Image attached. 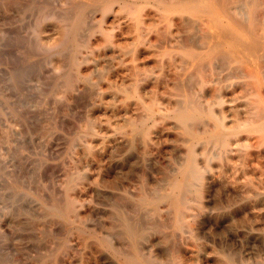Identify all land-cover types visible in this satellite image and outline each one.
I'll return each mask as SVG.
<instances>
[{
  "label": "rangeland",
  "instance_id": "374dc122",
  "mask_svg": "<svg viewBox=\"0 0 264 264\" xmlns=\"http://www.w3.org/2000/svg\"><path fill=\"white\" fill-rule=\"evenodd\" d=\"M82 1L0 0V264H264V126L254 130L252 124H244L264 108V57L244 53V67L218 59L195 66V53L206 52L216 39L214 18L236 29L220 3H205L196 16L179 0H84L81 5ZM247 1L231 4L239 7ZM259 1V11H264V0ZM187 35L188 41L179 39ZM138 70L142 71L137 74ZM189 97L202 106L190 107L197 117L190 123L194 136L172 115ZM153 105L165 113L149 116ZM210 109L225 116L226 128L238 134L232 137L233 151L225 152L210 136L217 134ZM134 124L142 126L140 133L132 130ZM180 134L187 140L177 138ZM189 148L203 174L186 194L187 206L179 207L163 196H179L180 190L170 188L169 181L178 175ZM135 214L143 217L141 221ZM129 225L136 233L127 229Z\"/></svg>",
  "mask_w": 264,
  "mask_h": 264
},
{
  "label": "bare ground",
  "instance_id": "6f19581e",
  "mask_svg": "<svg viewBox=\"0 0 264 264\" xmlns=\"http://www.w3.org/2000/svg\"><path fill=\"white\" fill-rule=\"evenodd\" d=\"M77 1V0H76ZM158 1V0H157ZM171 1V0H170ZM174 1V0H173ZM179 1H181V4H183V7L184 8H187L188 10L189 9H192V12H194V15H196V16H200V11L201 10H205V9H203L204 8V6L203 5H205V3H206V5L207 4H216V3H220V4H222V6H223V8H225V12H226V14L229 16V18H230V20H231V22H232V24H234L236 27V29H233V28H231V26H224V24L223 23H221L220 22V20H218V19H216V18H214L212 21H211V23H213L214 25H216V27L218 28V30H217V28L214 26L213 28L215 29V30H217V33H216V36H214V37H216V39H212L214 42H211L210 43V45H209V47H208V50L206 51V52H204V53H202V54H196L195 52V55H196V57H194V59L196 60V61H194V62H196V65L195 66H197V63L199 62V63H204L205 62V64L207 63V62H209V63H216V62H214L215 61V59H218V61H221L224 65H225V61H229V63H232V61L233 62H235V63H237L236 65L237 66H242V64H243V67H244V63H245V61H244V53L246 54V56H248V55H252V56H254V57H256V58H258V59H260V58H262V57H264V53L262 52V53H260L261 52V48H264V19H262L261 17H260V15H259V12L261 13L262 11H259L260 10V1L259 0H248L247 2H244V4H241L240 3V6L238 7V6H235V7H233L232 6V2H239V1H241L242 2V0H179ZM84 0L82 1V4L81 5H83L84 3ZM130 2V1H129ZM152 2V1H151ZM29 3V2H28ZM78 3V2H77ZM80 3H81V1H80ZM111 3V2H110ZM150 3V2H149ZM154 3V2H153ZM161 3V2H160ZM37 4V3H36ZM35 4V5H36ZM38 4H39V2H38ZM112 4V3H111ZM117 4V3H116ZM121 4V3H120ZM119 4V5H120ZM159 4V3H158ZM99 5V4H98ZM102 5V4H101ZM128 5V4H127ZM237 5V4H236ZM97 6V5H96ZM105 6H106V4H105ZM116 6V5H115ZM129 6H130V3H129ZM132 6H134V5H132ZM136 6V5H135ZM147 6V5H146ZM107 7H108V5H107ZM110 7H112V6H110ZM122 7V6H121ZM88 8H89V6H88ZM96 8V7H95ZM98 9H99V7H97ZM123 8H124V6H123ZM132 8V7H131ZM145 8V7H144ZM143 8V9H144ZM234 8V9H233ZM108 9V8H107ZM112 9V8H111ZM122 9V8H121ZM125 9V8H124ZM124 9H123V11H124ZM127 9V8H126ZM133 9V8H132ZM131 9V10H132ZM155 9H157V8H155ZM233 9V10H232ZM86 10V9H85ZM90 10H92V8L90 9ZM134 10V9H133ZM107 11H110L109 9L107 10ZM126 11H128V10H126ZM142 11V10H141ZM69 12V11H68ZM92 12V11H91ZM98 12V11H97ZM264 12V11H263ZM141 13V12H140ZM149 13V12H148ZM162 13V12H161ZM86 14H88V11H87V13ZM92 14V13H91ZM84 15H85V13H84ZM90 15V14H89ZM132 15V14H131ZM183 15V14H182ZM92 16V15H91ZM91 16H89V17H91ZM143 16V15H142ZM57 17V16H56ZM70 17V16H69ZM83 17V16H82ZM94 17V16H93ZM141 17V16H140ZM171 17H172V15H171ZM71 18V17H70ZM70 18L68 19V21L70 22ZM141 18H143V17H141ZM140 18V20H142ZM162 18V17H161ZM173 18V17H172ZM176 18V17H175ZM124 19V18H123ZM122 19V20H123ZM154 19H155V17H154ZM156 19H157V17H156ZM171 19V18H170ZM186 19V18H185ZM189 20H191L190 18H188ZM83 20V19H82ZM85 20H88V19H85ZM89 20H92V19H89ZM88 20V21H89ZM133 20H135V19H133ZM187 20V19H186ZM189 20H188V22H189ZM203 20H204V18H203ZM206 20V19H205ZM102 21V20H101ZM159 21V20H158ZM202 21V20H201ZM67 22V21H66ZM124 22V21H123ZM134 22V21H133ZM143 22V21H142ZM155 22H157V21H155ZM187 22V21H186ZM68 23V22H67ZM85 23V22H84ZM183 23H184V21H183ZM82 24V23H81ZM87 24V23H86ZM98 24V23H97ZM165 24V23H164ZM180 24H182V23H180ZM65 25V24H64ZM96 25V24H95ZM134 25V24H133ZM152 25V24H151ZM204 25V24H203ZM93 26V25H92ZM160 26H163V25H160ZM183 26V25H182ZM194 26H196L195 24H194ZM211 26H213V25H211ZM81 27V26H80ZM79 27V28H80ZM89 28V27H91V25L90 26H88V25H86L85 26V28ZM142 27H144V26H142ZM147 26H145V28H146ZM151 27V26H150ZM166 27V26H165ZM164 27V28H165ZM200 27V26H199ZM120 28V27H119ZM135 28V27H134ZM140 28H141V25H140ZM161 28V27H160ZM182 28V27H181ZM183 28H185L184 26H183ZM193 28H195V27H193ZM113 29V28H112ZM150 29V28H149ZM155 29V28H154ZM199 29V28H198ZM198 29H196V30H198ZM212 29V28H211ZM79 30V29H78ZM115 30V29H114ZM114 30H113V32H114ZM145 30H147V29H145ZM165 30V29H164ZM183 30V29H182ZM181 30V31H182ZM195 29H194V33H195V31H196ZM214 30V31H215ZM237 30H240V31H237ZM67 31H68V29H67ZM87 32V29L85 30L84 29V32ZM92 31V30H91ZM95 31H97V30H95ZM104 31V30H103ZM135 31V30H134ZM133 31V32H134ZM153 31H155V30H153ZM162 31V30H161ZM80 32H81V30H80ZM101 32V31H100ZM111 32V31H110ZM126 32V31H125ZM149 33V30L148 31H146V32H144V34H146V33ZM170 32V31H169ZM183 32V31H182ZM181 32V35L183 34ZM185 32V31H184ZM197 32V31H196ZM67 33V32H66ZM77 34L79 33V32H76ZM108 33V32H107ZM106 33V34H107ZM157 33V32H156ZM166 33V32H165ZM198 33H200V34H202L201 32H198ZM79 34H82V36H83V33H79ZM111 34V33H110ZM140 34V33H139ZM141 34H142V31H141ZM140 34V35H141ZM158 35H159V33H157ZM161 34H163L162 36H165L164 35V31H163V33H161ZM160 34V35H161ZM190 34V33H189ZM196 34V33H195ZM194 34V35H195ZM200 34L199 35H197L196 37H198V39L197 40H199V36H200ZM147 35V34H146ZM168 35V34H167ZM165 36L166 38L168 37V36ZM180 35V34H179ZM184 35V34H183ZM192 35V37H193V34H190V36ZM212 35V34H211ZM214 35H215V33H214ZM79 36V35H78ZM81 36V35H80ZM81 36V37H82ZM86 36H89V35H87V33H86ZM114 36V35H113ZM134 36V35H133ZM137 36V35H136ZM145 35H143L141 38L143 39V37H144ZM175 37H176V34L174 35ZM209 37L210 36V33H209V35H204V37ZM85 37V36H84ZM107 37H109V36H107ZM147 37H148V35H147ZM146 37V38H147ZM177 37H178V35H177ZM185 37H187L186 39H184V37L183 38H179V39H182V41L183 40H187L188 41V38H189V36L187 35V36H185ZM192 37H190V38H192ZM206 37H205V39H206ZM67 38V37H66ZM110 39H111V36L109 37ZM114 38V37H113ZM127 38V37H126ZM154 38V37H153ZM164 38V37H163ZM170 38V37H169ZM172 38V37H171ZM193 38H195V37H193ZM211 38V37H210ZM82 39V38H81ZM80 39V40H81ZM85 39V38H84ZM148 39V38H147ZM201 39H203L204 40V38L202 37ZM79 40V39H78ZM113 40V39H112ZM120 40V39H119ZM136 40V39H135ZM158 40H159V38H158ZM163 40V39H162ZM192 41H193V39H191ZM190 40V41H191ZM197 40L195 41V39H194V41L195 42H197ZM33 41V40H32ZM87 41V40H86ZM121 41V40H120ZM122 41H124V40H122ZM139 41H141V40H139ZM160 41H161V37H160ZM167 42H168V39L166 40ZM191 41V42H192ZM207 41V40H206ZM206 41L204 40V44H207L206 43ZM88 42L89 41H87V45H88ZM158 42V41H157ZM163 42V41H162ZM208 42V41H207ZM70 43V42H69ZM104 43H108L107 42V40H106V42H104ZM134 43V42H133ZM144 43H146V42H144ZM156 43V42H155ZM184 42H182L181 44H183ZM199 43V42H198ZM72 44V43H71ZM112 44V43H111ZM161 44V43H160ZM160 44H158L157 46H161ZM163 44V43H162ZM165 44H167L166 42H165ZM170 44V43H169ZM168 44V45H169ZM176 44V43H175ZM178 44V43H177ZM202 44V43H201ZM204 44H203V46H204ZM61 45V44H60ZM104 45V44H103ZM113 45H115V44H113ZM180 44H178V45H176V46H179ZM184 45H185V43H184ZM199 45H200V43H199ZM111 46V45H110ZM151 47L153 46V43L150 45ZM149 46V47H150ZM164 46V45H163ZM175 46V45H174ZM181 46V45H180ZM105 47V46H104ZM127 47V46H126ZM125 47V48H126ZM201 47V46H200ZM82 48H86V46H85V44H84V47H82ZM122 48V47H121ZM124 48V47H123ZM69 49V48H68ZM67 48H66V53H67V50H68ZM71 49V48H70ZM79 49V48H78ZM261 49V50H260ZM27 50V49H26ZM80 50V49H79ZM260 50V51H259ZM126 50H123L122 52H125ZM264 51V50H263ZM27 52V51H26ZM59 52V51H58ZM63 52V51H62ZM115 52V51H114ZM135 52V51H134ZM191 52V50H189V52H188V54ZM193 52V51H192ZM77 53V52H76ZM79 53V52H78ZM92 53V52H91ZM187 53V52H186ZM194 53H190V55L192 54V56H194ZM125 54V53H124ZM130 54V53H129ZM160 54H161V50H160ZM160 54L158 53V54H156V56L157 55H159L160 56ZM166 55V54H165ZM167 55H168V53H167ZM175 56L176 54H172V56ZM181 55V54H180ZM186 55V54H185ZM68 56V55H67ZM76 56V55H75ZM84 56V55H83ZM89 56V55H88ZM158 56V58H160ZM169 56V55H168ZM181 56H183V55H181ZM192 56H189L188 58H192ZM123 57H125V56H123ZM165 57H167V56H165ZM70 58V57H69ZM84 58V57H83ZM135 58V57H134ZM173 58V57H172ZM176 58V57H175ZM183 58V57H182ZM177 59V58H176ZM221 59V60H220ZM222 59H225L224 61L222 60ZM82 60H86L85 58L84 59H82ZM182 60V59H181ZM190 60L191 59H189V62H190ZM159 62H160V60H158ZM173 62H174V59L172 60ZM171 61V62H172ZM184 61V60H183ZM182 61V62H183ZM186 61H187V59H186ZM207 61V62H206ZM80 62H82V61H80ZM167 62V61H166ZM262 64H264V61H262L261 62ZM84 64V63H83ZM174 64V63H173ZM186 64V63H185ZM184 64V65H185ZM188 65H187V67L190 65V63H187ZM205 64L203 65V69L205 68ZM260 64V63H259ZM64 65V64H63ZM66 65V64H65ZM64 65V66H65ZM174 65H176V64H174ZM207 65V64H206ZM218 66L220 65V63H218L217 64ZM217 65H216V67H217ZM74 66V65H73ZM72 66V67H73ZM177 66H178V64H177ZM181 66H182V68L181 69H183V64H181ZM223 66V65H222ZM233 66H235V65H233ZM261 66V65H260ZM190 67H193V66H190ZM220 67V66H219ZM79 68V67H78ZM172 69L174 68V67H171ZM227 68V67H226ZM237 68V67H236ZM242 68V67H241ZM176 69H178L177 67H176ZM180 69V70H181ZM194 69H196L195 67H194ZM206 69H207V67H206ZM219 70V68L217 69L216 68V71H218ZM221 70V69H220ZM219 70V71H220ZM248 70V69H247ZM139 71L140 70H138V73L137 74H139ZM142 71V70H141ZM140 71V72H141ZM176 71L177 70H175V73H176ZM183 73H184V70H181ZM180 71V72H181ZM191 71H192V69H191ZM204 71H206V70H204ZM230 71V70H229ZM235 71V70H234ZM234 71H233V74L234 75H236L235 73H234ZM193 72V71H192ZM207 72H209V70L207 71ZM215 72V71H214ZM236 72V71H235ZM178 73V72H177ZM226 73V72H225ZM229 73V72H228ZM231 73V72H230ZM229 73V74H230ZM237 73H238V71H237ZM245 73V72H244ZM72 74H73V72H72ZM71 74V77L73 76ZM76 74V73H75ZM201 74H202V72H201ZM232 74V73H231ZM232 74V76H234ZM245 74H247V73H245ZM176 75V74H175ZM187 75V74H186ZM185 75V76H186ZM242 75V74H241ZM240 75V76H241ZM264 75V74H263ZM90 76V75H89ZM135 76V75H134ZM138 76V75H137ZM177 76V75H176ZM202 76H205V74H203ZM210 76V75H209ZM215 77H218V76H216V75H214ZM143 77V76H142ZM177 77H179V76H177ZM176 77V78H177ZM187 77H188V75H187ZM186 77V78H187ZM194 78H196V77H194ZM209 78V77H208ZM214 78V77H213ZM219 78V77H218ZM72 79V78H71ZM175 79V78H174ZM178 79H180V78H178ZM183 79V78H182ZM211 79V78H210ZM219 79H222V77L221 78H219ZM218 79V81H220ZM61 80V79H60ZM183 80H185V77H184V79ZM134 81V80H133ZM189 80L187 79V80H185V82H187V83H189L188 82ZM213 81H216V78H215V80H213ZM217 81V82H218ZM175 82V81H174ZM184 81H183V83H185ZM191 82V81H190ZM194 82V81H193ZM240 82V81H239ZM140 83V82H139ZM142 83V82H141ZM212 83V82H211ZM237 83H238V81H237ZM249 83V82H248ZM179 84V83H178ZM216 84V83H215ZM221 84V83H220ZM230 84V83H229ZM234 84V83H233ZM241 84H243V83H241ZM197 85V84H196ZM211 85V84H210ZM60 86H61V84H60ZM93 86V85H92ZM131 86H132V84H131ZM130 86V87H131ZM204 86V85H203ZM227 86V85H226ZM236 86V85H235ZM244 86V85H243ZM242 86V87H243ZM252 86H253V84H252ZM126 87V86H125ZM128 87V86H127ZM135 87H137L136 85H135ZM205 87H206V85H205ZM215 87V86H214ZM233 87V86H232ZM174 88V87H173ZM189 88H191V90L193 89V87H189ZM231 88V87H230ZM237 88H239V87H237ZM250 88H251V86H250ZM86 89H88V88H86ZM121 89H123V88H121ZM125 89V88H124ZM137 89V88H136ZM176 89H178L179 90V88L177 87ZM187 89H188V87H187ZM186 87H185V92H186ZM201 89V88H200ZM203 89V88H202ZM216 89V88H215ZM222 89V88H221ZM234 89V88H233ZM236 89V88H235ZM246 89V88H245ZM247 89H249V88H247ZM246 89V90H247ZM129 90H131V89H129ZM190 90V89H189ZM236 90H238V89H236ZM245 90V91H246ZM137 91V90H136ZM143 91V90H142ZM180 91V90H179ZM188 91V90H187ZM197 91V90H196ZM198 91H199V89H198ZM227 91H230V90H227ZM233 91V90H232ZM244 91V92H245ZM249 91V90H248ZM255 91V90H254ZM81 92V91H80ZM149 92V91H148ZM172 92V91H171ZM181 92H183V91H181ZM181 92H178L177 93V91H176V93L177 94H179V93H181ZM192 92V91H191ZM221 92V91H220ZM219 92V93H220ZM234 92V91H233ZM263 92V91H262ZM83 93L85 94V92L83 91ZM144 93V92H143ZM174 93V92H173ZM175 93V94H176ZM228 93V92H227ZM226 93V94H227ZM264 93V92H263ZM9 94V93H8ZM11 94V93H10ZM82 94V93H81ZM166 94V93H165ZM170 94V93H169ZM184 94V93H183ZM185 94H188V93H185ZM185 94H184V96H185ZM198 94V93H197ZM214 94H215V92H214ZM245 93H243L242 95H244ZM78 95H80V94H78ZM91 95H92V93H91ZM164 95V94H163ZM195 95V94H194ZM218 95H220V94H218ZM135 96H136V94H135ZM200 96V95H199ZM211 96V95H210ZM80 97V96H79ZM84 97V96H83ZM171 97V96H170ZM186 97H188V96H186ZM201 97V96H200ZM213 97H214V95H213ZM241 97H243V96H241ZM82 98V97H81ZM88 98V97H87ZM126 98V97H125ZM154 98V97H153ZM161 98V97H160ZM209 98V97H208ZM212 98V97H211ZM253 98V97H252ZM59 99V98H58ZM74 99V98H73ZM131 99V98H130ZM147 99V98H146ZM172 99V98H171ZM210 99V98H209ZM248 99V98H247ZM75 100V99H74ZM73 100V101H74ZM151 100H153V99H151ZM221 100V99H220ZM237 100V99H236ZM240 100V99H239ZM83 101V100H82ZM179 101H180V99H179ZM178 101V102H179ZM185 101H187V98H186V100ZM222 101H223V99H222ZM58 102V101H57ZM177 102V103H178ZM215 102V101H214ZM221 102V101H220ZM27 103V102H26ZM84 103V102H83ZM86 103H88V102H86ZM85 103V105H87ZM144 103V102H143ZM151 103H153V102H151ZM151 103H149V104H151ZM173 103V102H172ZM181 103V102H180ZM200 103H202L201 102V99H200ZM211 103V102H210ZM238 103V102H237ZM252 102H250L249 101V104H251ZM90 104V103H89ZM140 104V103H139ZM203 104V103H202ZM206 104V103H205ZM204 104V105H205ZM222 104H224V103H222ZM252 104H254V103H252ZM1 105H2V103H1ZM82 105V104H81ZM85 105H84V107H85ZM155 105V104H154ZM151 106L150 108H149V116H151V117H155V115H157V113H159V115H163L164 113H165V111L164 112H161L160 111V108H158V105L157 106ZM192 105H197L199 108H201L202 106H201V104L199 105V103H198V101H196L195 99H192V100H190V97H189V100L187 101V102H185V104H182V105H178L177 107H175L174 108V112H173V116L177 119V121H179L184 127H185V129H186V131L187 132H189V133H191V135H195V133L192 131V129H191V127H193L192 126V124H191V126H190V123H191V121H194L195 122V119L197 118L196 116H195V114H194V112L192 111V109L190 108ZM203 105V106H204ZM212 105H214V104H212ZM140 107H141V104L139 105ZM216 106V105H215ZM240 106H242V105H240ZM252 106V105H251ZM250 105H249V107L248 108H250L251 107ZM254 106V105H253ZM143 107V106H142ZM208 107V106H207ZM229 107V106H228ZM144 108V107H143ZM148 108V107H147ZM209 108V107H208ZM212 108H214V106H212ZM219 108V107H218ZM226 108V107H225ZM252 108V107H251ZM141 110V109H140ZM205 111H207V108L206 109H204ZM250 110V109H249ZM255 110V109H254ZM218 111V110H217ZM80 112V111H79ZM139 112V111H138ZM142 111H140V113H141ZM145 112V111H144ZM208 112H210V114L211 115H213L215 118H216V120H217V128H216V132H217V134H212V135H210V136H212V137H214V140H215V142H216V144L222 149V150H225V152H231V151H233V148H232V137H233V135H234V133H235V131L234 130H228L227 128H226V123H225V116L224 117H222V115H221V117L220 116H218L213 110H209ZM220 112V111H219ZM221 113V112H220ZM235 113H237V112H235ZM250 113H252V112H250ZM145 114V113H144ZM143 114V115H144ZM253 114V113H252ZM142 115V114H141ZM146 115V114H145ZM237 115V114H236ZM50 116V115H49ZM148 116V117H149ZM33 117V116H32ZM137 117V116H136ZM148 117H143V118H147L148 119ZM126 118V117H125ZM249 118V117H248ZM41 119V118H40ZM61 119V118H60ZM140 119V118H139ZM142 119V118H141ZM163 119V118H162ZM169 119V118H168ZM171 119H173V118H171ZM206 119V121H207V118H205ZM205 119H204V121H205ZM59 120V119H58ZM66 120V119H65ZM124 120V119H123ZM129 120H131L130 118H129ZM129 120H127V121H129ZM134 121H137V119L135 120V119H133ZM165 120H167L166 118H165ZM38 121H39V119H38ZM37 121V122H38ZM132 121V120H131ZM163 121V120H162ZM168 121V120H167ZM50 122V121H49ZM60 122V121H59ZM133 122V121H132ZM131 122V123H132ZM140 122V121H139ZM146 122H147V120H146ZM153 122H155V121H153ZM198 122V121H197ZM237 122V121H236ZM239 123H241V121H238ZM253 122V123H252ZM50 123H52V122H50ZM68 122H66V124H67ZM90 123H92L91 121H90ZM110 123V122H109ZM126 123H128V122H126ZM130 123V122H129ZM136 123H138V122H136ZM151 123H152V121H151ZM150 123V124H151ZM157 123H159V122H156V124ZM243 123V122H242ZM202 124V123H201ZM203 124H205V123H203ZM214 124V123H213ZM246 126H248L249 124H252L253 125V128H255L254 130H258V129H262L263 128V126H264V108H262V107H260V109H259V111H256V113H255V115H254V117L253 118H250V119H248L247 121H246V123H244ZM244 124L243 125H241V126H244ZM50 125H52V124H50ZM110 125V124H109ZM143 125V124H142ZM193 125H195V123L193 124ZM212 125V124H211ZM35 126V125H34ZM59 126V125H58ZM118 127V126H117ZM155 127V126H154ZM175 127V125L172 127V128H174ZM179 127V126H178ZM234 127V126H233ZM36 128V127H35ZM91 128V127H90ZM119 128V127H118ZM121 128V127H120ZM149 128H150V126H149ZM198 128V127H197ZM215 128V127H214ZM213 128V129H214ZM129 129V128H128ZM127 129V130H128ZM142 129V126L141 125H138V124H134L133 126H132V130L133 131H135V132H137L138 130H139V132L138 133H140V130ZM170 129V128H169ZM231 129V128H230ZM166 130V129H165ZM205 130V129H204ZM34 131V130H33ZM46 131V130H45ZM83 131V130H82ZM85 131V130H84ZM83 131V132H84ZM147 131V130H146ZM161 131V130H160ZM121 132V131H120ZM124 132V131H123ZM167 132V131H166ZM179 132V131H178ZM177 132V133H178ZM197 132V131H196ZM215 132V133H216ZM40 133V132H39ZM43 133V132H42ZM50 133V132H49ZM90 133V132H89ZM134 133V132H133ZM157 133H159V132H157ZM156 133V134H157ZM161 133V132H160ZM163 133V132H162ZM180 133V132H179ZM178 133V134H179ZM200 133V132H199ZM80 134H82V133H80ZM113 134V133H112ZM143 134V133H142ZM166 134V133H165ZM169 134V133H168ZM172 134H173V132H172ZM176 133H174V135H175ZM51 135V134H50ZM89 135V134H88ZM100 135V134H99ZM115 135V134H114ZM147 135V134H146ZM163 135V134H162ZM161 134H160V136H162ZM170 135V134H169ZM238 135V134H237ZM236 135V136H237ZM257 135V134H256ZM84 137H85V134L83 135ZM92 136V135H91ZM95 136V135H94ZM110 136V135H109ZM124 136V135H123ZM139 136V135H138ZM148 136V135H147ZM159 136V137H160ZM180 137H177V138H184V136L183 137H181V134L179 135ZM235 136V135H234ZM235 136V137H236ZM81 137V136H80ZM86 137H87V135H86ZM104 137V136H103ZM125 137H127V136H125ZM130 137V136H129ZM153 137H155V136H153ZM170 137V136H169ZM244 137V136H243ZM243 137H242V139H243ZM123 138V137H122ZM142 138V137H141ZM172 138V137H171ZM186 138V137H185ZM184 138V139H185ZM125 139H127V138H125ZM183 139V142L184 141H186L187 139H185L184 140ZM209 139H211V137L209 138ZM74 140H76V139H74ZM92 140V139H91ZM142 140V139H141ZM150 139H149V137H148V140L147 141H149ZM177 140V139H176ZM241 140V139H240ZM93 141V140H92ZM242 141V140H241ZM75 142V141H74ZM127 142H129V140H127ZM132 142V141H131ZM136 142V141H135ZM138 142H139V140H138ZM138 142H136L137 143V145H138ZM201 142V141H200ZM200 142H198V143H200ZM140 143V142H139ZM174 143V142H173ZM181 143V142H180ZM202 143V142H201ZM235 143V142H234ZM19 144V143H18ZM22 144V143H21ZM20 144V145H21ZM88 144V143H87ZM126 144V143H125ZM132 144V143H131ZM140 144H142V143H140ZM151 144H153V143H151ZM172 144V143H171ZM204 144V143H203ZM135 145V144H134ZM148 145V144H147ZM154 145V144H153ZM170 145V144H169ZM182 145V144H181ZM186 145H187V143H186ZM247 145V144H246ZM251 145V144H250ZM260 145V144H259ZM86 146V145H85ZM89 146V145H88ZM88 146L86 147V148H88ZM143 146V145H142ZM175 146H177V144H175ZM178 146H180V144H178ZM185 146V145H184ZM239 146V145H238ZM242 146V145H241ZM26 147V146H25ZM28 147V146H27ZM127 147V146H126ZM148 147V146H147ZM171 147V146H170ZM197 147V146H196ZM209 147V146H208ZM90 148H92V147H90ZM130 148H132V146L130 147ZM137 148H138V146H137ZM142 148V147H141ZM153 148H154V146H153ZM180 148V147H179ZM182 148H185V147H182ZM205 148V147H204ZM240 148V147H239ZM253 148V147H252ZM262 148V147H261ZM19 149H21V148H19ZM89 149V148H88ZM134 149L135 148H133V150L132 151H134ZM140 149V148H139ZM174 149V148H173ZM181 149V148H180ZM186 149V148H185ZM184 149V150H185ZM242 149V148H241ZM241 149H240V151H241ZM259 149V148H258ZM149 150V149H148ZM147 150V151H148ZM153 150V149H152ZM151 150V151H152ZM260 150V149H259ZM262 150V149H261ZM89 151H90V149H89ZM189 152L187 153V158H186V160L184 161V163L181 165L182 167L180 168V169H177L178 167H176V169H177V171H178V175L176 174L175 176H173L171 179H170V181H169V187L170 188H176V189H179L180 190V193H179V196H175V195H170V194H167V195H165V196H163L165 199H167V200H170L171 201V203H173V204H175V205H178L179 207L180 206H187L186 204H187V201H188V199H187V197H186V194L187 193H189L191 190H192V188H193V186H194V182H195V180H197V179H199V178H201L202 177V174H203V172H202V169H201V167L199 166V164H198V162H197V157H196V153H195V151L193 150V149H191V148H189V150H188ZM244 151V150H243ZM263 151H264V149H263ZM262 151V152H263ZM130 151H128V153H125V154H130L129 153ZM137 152V151H136ZM138 152H140L139 150H138ZM142 152V151H141ZM146 152V151H145ZM171 152V151H170ZM170 152H169V154H170ZM181 152H183L182 151V149H181ZM214 152V151H213ZM260 152V151H259ZM261 152V153H262ZM147 153V152H146ZM160 153V152H159ZM205 153V152H204ZM244 153V152H243ZM149 154V153H148ZM186 154V153H185ZM184 154V155H185ZM223 154V153H222ZM240 154H242L241 152H240ZM253 154V153H252ZM139 155H140V153H139ZM138 155V157H140ZM152 154H150V156H151ZM175 154H173V156H174ZM180 155H182V154H180ZM261 155V154H260ZM23 156V155H22ZM175 156H177V155H175ZM174 156V157H175ZM179 156V155H178ZM183 156V155H182ZM204 156V155H203ZM213 156V155H212ZM262 156H264L263 154H262ZM147 157V159H148V156H146ZM146 157H145V159H146ZM211 157V156H210ZM225 157V156H224ZM151 158H154L153 157V155L151 156ZM169 158V157H168ZM173 158V157H172ZM172 158H171V161H172ZM177 158V157H176ZM206 158V157H205ZM263 158V157H262ZM131 159H133L132 158V156H131ZM139 159V158H138ZM175 159V158H174ZM179 159V158H178ZM180 159H181V157H180ZM247 159V158H246ZM255 159V158H254ZM125 160V159H124ZM141 160V159H140ZM154 159H152V161H153ZM182 160H183V158H182ZM243 160H244V158H243ZM25 161V160H24ZM129 161V160H128ZM151 161V160H150ZM151 161V162H152ZM171 161H170V163H171ZM227 161V160H226ZM39 162V161H38ZM137 162H139V161H137ZM141 162V161H140ZM148 162V161H147ZM146 162V163H147ZM210 162V161H209ZM208 162V163H209ZM225 162V161H224ZM223 162V163H224ZM258 162V161H257ZM39 163H41V162H39ZM43 163V162H42ZM65 163H66V161H65ZM130 163V162H129ZM140 164V163H139ZM153 164V163H152ZM166 164H168V163H166ZM165 164V165H166ZM243 164V163H242ZM263 164V163H262ZM38 165V164H37ZM150 165V164H149ZM224 165V164H223ZM222 165V166H223ZM23 166V165H22ZM240 166V165H239ZM167 167V166H166ZM173 167V166H172ZM207 167V166H206ZM210 167V166H209ZM146 168V167H145ZM144 168V169H145ZM162 168V167H161ZM230 168V167H229ZM241 167H239V169H240ZM258 168H260L259 166H258ZM144 169H142V170H144ZM148 169V168H147ZM151 169V168H150ZM150 169H149V171H150ZM155 169V168H154ZM164 169V168H163ZM213 169V168H212ZM165 170V169H164ZM166 170H167V168H166ZM172 170V169H171ZM170 170V171H171ZM204 170V169H203ZM208 170V169H207ZM228 170V169H227ZM230 170V169H229ZM17 171V170H16ZM144 171H146V170H144ZM211 171V170H210ZM141 172H143V171H141ZM140 172V173H141ZM165 172V171H164ZM172 172H173V170H172ZM205 172V171H204ZM146 173V172H145ZM162 173H163V170H162ZM167 173V172H166ZM54 174V173H53ZM7 175H9V174H7ZM77 175V174H76ZM78 175H80V172H79V174ZM142 175H144V173L142 174ZM33 176H37V175H33ZM131 176V175H130ZM162 176H164V175H162ZM231 176V175H230ZM145 177V176H144ZM143 177V178H144ZM14 178V177H13ZM17 178V177H16ZM79 178V177H78ZM77 178V179H78ZM135 178V177H134ZM133 178V179H134ZM19 179V178H18ZM71 179V178H70ZM136 179V178H135ZM141 179V178H140ZM148 179V178H147ZM158 179V178H157ZM69 180V179H68ZM159 180H161V179H159ZM158 180V181H159ZM204 180V179H203ZM203 180H201V181H203ZM25 181V180H24ZM144 182H145V180H143ZM11 182V181H10ZM9 182V183H10ZM20 182V181H19ZM148 182V181H147ZM160 182V181H159ZM13 183V182H12ZM15 183V182H14ZM140 183V182H139ZM231 183V182H230ZM250 183H252L251 181H250ZM40 184V183H39ZM160 184V183H159ZM162 184V183H161ZM232 184V183H231ZM15 185L16 184H14V187H15ZM23 185H26V184H23ZM142 185V184H141ZM146 185V184H145ZM228 186V185H227ZM226 186V187H227ZM249 186H250V184H249ZM251 186H253V185H251ZM260 186V185H259ZM139 187L140 186H138V189H139ZM154 187V186H153ZM159 187V186H158ZM167 187V186H166ZM147 188L149 189V186H147ZM195 188H199V186L197 187H195ZM194 188V189H195ZM32 189V188H31ZM57 189V188H56ZM147 189V190H148ZM200 189V188H199ZM146 190V189H145ZM152 190V189H151ZM155 190V189H154ZM174 190V189H173ZM230 190H232V189H230ZM62 191V190H61ZM153 191V190H152ZM227 191H228V189H227ZM259 191V190H258ZM104 192V191H103ZM131 192H133V191H131ZM146 192H148V191H146ZM151 192V191H150ZM260 192H262V191H260ZM58 193V192H57ZM109 193V192H108ZM117 193V192H116ZM135 193V192H134ZM154 193V192H153ZM152 193V194H153ZM156 193V192H155ZM154 193V195H156ZM196 193V192H195ZM7 194V193H6ZM62 194V193H61ZM119 194V193H118ZM138 194V193H137ZM237 194V193H236ZM258 194H260V195H262L261 193H258ZM48 195V194H47ZM108 195V194H107ZM136 195V194H135ZM142 195V194H141ZM189 195V194H188ZM187 195V196H188ZM192 195V194H191ZM232 195V194H231ZM256 195V194H255ZM259 195V196H260ZM113 196H114V194H113ZM119 196V195H118ZM120 196H122V195H120ZM200 196V195H199ZM198 196V197H199ZM235 196V195H234ZM248 196V195H247ZM246 196V197H247ZM254 196V195H253ZM115 197V196H114ZM191 197H194L193 195L191 196ZM191 197H189V198H191ZM250 197H251V195H250ZM60 198H62V197H60ZM109 199V198H108ZM113 199V198H112ZM117 199V198H116ZM120 199V198H119ZM123 199V198H122ZM121 199V200H122ZM126 199V198H125ZM192 199H194V198H192ZM248 199V198H247ZM61 200V199H60ZM71 200V199H70ZM191 200V199H190ZM202 200V199H201ZM246 200V199H245ZM261 200V199H260ZM62 201V200H61ZM61 201H60V203H61ZM114 201V200H113ZM116 201H119V200H116ZM123 201V200H122ZM121 201V202H122ZM128 201V200H127ZM193 201V200H192ZM262 201V200H261ZM54 202V201H53ZM124 202V201H123ZM123 202H122V204H123ZM149 202V201H148ZM253 202V201H252ZM254 202H256L255 200H254ZM52 203V202H51ZM162 203H164V207L166 206L165 205V202H162ZM162 203H161V205H162ZM196 203V202H195ZM258 203H260V202H258ZM103 204H105V203H103ZM135 204V203H134ZM159 204V203H158ZM170 204V203H169ZM200 204V203H199ZM248 203H246V205H247ZM20 205H22V204H20ZM74 205V204H73ZM121 205V204H120ZM139 205V204H138ZM189 205V204H188ZM191 205V204H190ZM243 205V204H242ZM245 205V204H244ZM65 206V205H64ZM162 206V207H163ZM170 206V205H169ZM192 206H194V205H192ZM199 206V205H198ZM241 205H239V207H240ZM260 206V205H259ZM128 207V206H127ZM188 207H190V206H188ZM242 207V206H241ZM251 207V206H250ZM252 207H253V205H252ZM255 207V206H254ZM73 208V207H72ZM134 208V207H133ZM139 208V207H138ZM150 208V207H149ZM149 208H148V210H149ZM152 208V207H151ZM166 208H168L167 206L165 207V209ZM198 208V207H197ZM231 208V207H230ZM45 209V208H44ZM192 209V208H191ZM195 209V208H194ZM193 209V210H194ZM199 209V208H198ZM229 209V208H228ZM133 210V209H132ZM151 211H152V209H150ZM161 210H164V209H161ZM203 210V209H202ZM75 211V210H74ZM112 211V210H111ZM140 211V210H139ZM145 211V210H144ZM151 211H149V214H150V212ZM167 211V210H166ZM173 211V210H172ZM192 211V210H191ZM199 211V210H198ZM45 212V211H44ZM66 212V211H65ZM131 212V211H130ZM141 212H142V210H141ZM141 212H140V214H141ZM161 212V211H160ZM188 212V211H187ZM229 212V211H228ZM126 213H127V211H126ZM129 213V212H128ZM137 213V212H136ZM139 213V212H138ZM137 213V214H138ZM143 213H145V212H143ZM164 213V212H163ZM199 213H200V211H199ZM198 213V214H199ZM46 214V213H45ZM69 214H74V213H69ZM69 214H68V216H69ZM130 215L132 214V213H129ZM136 215V216H134V218H136V219H138V217H139V220H140V218L143 216L142 214V216L141 215ZM167 214V213H166ZM185 214V213H184ZM193 214V213H192ZM230 214V213H229ZM228 214V215H229ZM39 215H41V214H39ZM147 215H148V213H147ZM168 215H170V214H168ZM191 215V214H190ZM225 215V214H224ZM227 215V214H226ZM230 215H232V214H230ZM132 216H133V214H132ZM184 216V215H183ZM189 216V215H188ZM131 217V216H130ZM169 217H171V216H169ZM114 218H115V216H114ZM113 218V219H114ZM134 218H132V219H134ZM143 218V217H142ZM141 218V219H142ZM172 218V217H171ZM187 218H189V217H187ZM191 218H193V217H191ZM55 219V218H54ZM70 219V218H69ZM117 219V218H116ZM119 219V218H118ZM117 219V220H118ZM128 219H129V217H128ZM131 219V218H130ZM129 219V220H130ZM156 219H158V218H156ZM138 220V221H139ZM141 221V220H140ZM154 221V220H153ZM159 221V220H158ZM161 221V220H160ZM55 222V221H54ZM119 222H120V220H119ZM122 222V221H121ZM155 223H157V220L156 221H154ZM166 222V221H165ZM172 222H173V220H172ZM182 222V221H181ZM51 223V222H50ZM188 223V222H187ZM190 223V222H189ZM117 224H118V221H117ZM159 223H157V226L158 227H161V226H159L158 225ZM186 224V223H185ZM48 225V224H47ZM188 225V224H187ZM142 226H144V225H142ZM151 226H153V225H151ZM156 226V225H155ZM31 227V226H30ZM59 227V226H58ZM128 227V226H127ZM140 227V226H139ZM145 227H148V225L146 226L145 225ZM150 227V226H149ZM157 227V228H158ZM189 227V226H188ZM193 227H194V225H193ZM61 229V228H60ZM130 232H134V233H136V229L134 228V226L133 227H131L130 225H129V227L127 228ZM159 229V228H158ZM188 230L191 232V230L188 228ZM156 231V230H155ZM185 232L187 231V230H184ZM58 232V231H57ZM123 232V231H122ZM251 232H252V230H251ZM258 232H261V231H258ZM263 232V231H262ZM119 233V232H118ZM121 233V232H120ZM169 233V232H168ZM192 233V232H191ZM85 234V233H84ZM180 234V233H179ZM193 234V233H192ZM257 234V233H256ZM255 234V235H256ZM87 235V234H86ZM169 235H170V233H169ZM177 235H178V233H177ZM194 235V234H193ZM104 236V235H103ZM233 238V237H232ZM104 239V238H103ZM108 240H111V239H109L108 238ZM179 242H180V240H179ZM58 243V242H57ZM55 244H56V242H55ZM114 244H115V242H114ZM143 244V243H142ZM130 246V245H129ZM142 247H144L143 245H142ZM54 248V247H53ZM112 248V247H111ZM114 248V247H113ZM147 248H149V246L147 247ZM153 248V247H152ZM166 248H167V246H166ZM114 250V249H113ZM144 250V249H143ZM145 251V250H144ZM119 252H121V250H119ZM129 252H131V251H129ZM151 252V251H150ZM142 253V252H141ZM146 253V252H145ZM231 253V252H230ZM229 253V254H230ZM150 254V253H149ZM231 254H233V253H231ZM151 255H152V253H151ZM151 255L149 256L150 258H151ZM144 256V255H143ZM145 256H147V255H145ZM224 256H225V254H224ZM230 256V255H229ZM235 256V255H234ZM239 256V255H238ZM148 257V258H149ZM232 257V256H231ZM154 258H156V257H154ZM153 258V259H154ZM236 259V258H235ZM120 260H122V259H120ZM237 260V259H236ZM241 260V259H240ZM228 261H230V260H228ZM227 261V262H228ZM239 261V260H238ZM242 261H243V259H242ZM247 261V260H246ZM178 262V261H177ZM177 262H175V263H177ZM233 262V261H232ZM240 262V261H239ZM244 262V261H243ZM179 263V262H178ZM177 263V264H178ZM229 263V262H228ZM231 263V262H230ZM235 263V262H234ZM238 263V262H237ZM242 263V262H241ZM252 263V262H251ZM152 264H154V263H152ZM156 264V263H155ZM248 264V263H247Z\"/></svg>",
  "mask_w": 264,
  "mask_h": 264
}]
</instances>
